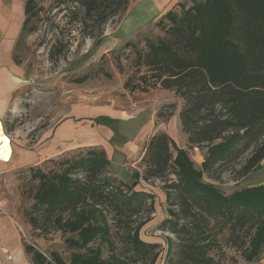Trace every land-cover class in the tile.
Masks as SVG:
<instances>
[{"label":"trees","instance_id":"16d2710c","mask_svg":"<svg viewBox=\"0 0 264 264\" xmlns=\"http://www.w3.org/2000/svg\"><path fill=\"white\" fill-rule=\"evenodd\" d=\"M71 1L80 10L75 21L82 38L94 39L95 31H99V40L102 28L111 19L122 18L130 4V0ZM185 2L177 5L180 14L173 9L155 23L162 35L146 37L143 48L130 43L132 37L124 43L133 48L137 88L160 89L179 98V120L187 145L204 146L207 157L197 169L186 149L178 148L174 155V142L158 131L148 140L141 159L144 171L133 175L131 185L101 177L111 162L100 149L65 161L68 167L62 173H34L32 178L38 179L39 185L33 196V211H40L46 224L69 234L65 243L74 252L66 263L57 254L47 261L31 247H24L25 253L32 254L33 264H122L115 255L103 260L99 248H90L95 241L110 244L106 212H113L118 223L126 214H137L149 197L134 191L139 181L162 179L168 173L176 180L167 187V200L175 192L173 201L183 216L190 215L194 220L200 214L222 217L230 240H240L239 233L248 238L240 241L245 260L251 264L259 260L264 185L225 196L204 182V174L216 165L238 162L239 174H243L260 168L264 160V0H190L188 8ZM24 15L21 35L35 31L30 24L38 15L37 0H26ZM61 48L51 46V60L58 59ZM142 68L145 73L141 74ZM75 171L81 172L83 179L73 177ZM151 207L152 202L149 214L153 213ZM170 215L173 217V212ZM148 221L126 236L135 256L131 264L139 260L155 264L159 257L157 245L138 237ZM30 224L36 228L37 219L31 218ZM170 224L173 230L178 228L177 221ZM191 227L198 230L200 226L194 223ZM187 228L181 226L180 231L189 233ZM208 250L190 242L179 251L174 264H216L207 256Z\"/></svg>","mask_w":264,"mask_h":264},{"label":"rangeland","instance_id":"374dc122","mask_svg":"<svg viewBox=\"0 0 264 264\" xmlns=\"http://www.w3.org/2000/svg\"><path fill=\"white\" fill-rule=\"evenodd\" d=\"M133 1L136 0H130V4ZM184 5L190 7V0ZM37 9L38 15L30 24L35 31L29 34L23 32L14 50V59L25 76L23 83L26 86L17 97L15 114L4 122L3 132L11 141V132L17 131V139L22 137L27 141L28 150L34 153L41 147L39 152H42L44 161L33 168L25 167L0 178V227H4L5 232L11 229L9 235L13 247L11 251L0 247V264H33L32 254L25 253L24 247H31L47 261L52 254H57L66 263L74 252L65 243L69 234L46 224L40 218L41 212L33 211V196L39 185V180L32 178L34 173L41 172L47 176L62 173L68 167L65 161L82 156L91 149H100L111 154L107 153L111 164L101 177L111 179L115 184L123 182L131 185L134 183L133 175L144 171L141 159L148 140L163 124L174 142V155L178 148L186 149L197 169L207 157L204 146L189 148L187 145V135L179 120L182 109L179 98L160 89L137 88L135 56L133 48L125 45L127 40L110 48L105 44V30L115 28L125 14L122 18L111 19L102 28L103 36L99 40V31H95L94 39L82 38L80 25L75 21V14L80 10L71 0H37ZM173 11L180 14L181 9L176 7ZM159 19L129 38L130 43H137L143 48L142 41L146 37L162 35L155 26ZM52 45H57L58 49L62 46L57 60L50 59ZM140 73H145V69H140ZM108 116L125 119L128 123L114 122ZM69 122L79 127L72 141L67 137ZM149 123L153 127L134 142L135 136ZM86 127L92 128L95 134L92 139L84 138ZM51 130H59V136L54 138V134L50 138L48 134ZM109 144L111 147L126 145L122 147V152L111 153ZM240 166V162L216 165L204 174V182L229 196L257 187L255 183L264 179V166L239 174ZM72 176L83 179L79 171ZM175 180L176 177L168 173L162 179L139 181L134 191L149 196L142 210L135 215L126 214L119 223L115 214L107 211L110 244L95 241L90 248H99L103 260L115 255L122 264H131L135 256L126 236L149 219L138 237L145 243L158 246L159 257L155 264H174L179 251L190 242L209 249L207 256L216 264H251L245 260L243 248H240V241L244 238L248 240L245 234L239 233L240 240L235 243L230 240L222 217L207 218L200 214L194 220L192 216L185 217L180 212V206L173 201L175 192H171L172 198L167 200V187ZM151 202L152 212L160 207L161 214L148 213ZM170 212H173V217ZM31 218L37 219L36 228L31 226ZM176 221L178 228L173 230L170 222ZM194 223L200 226L198 230L191 227ZM181 226H187L190 232L180 231ZM258 241L262 254L256 264H261L264 230ZM135 264H144V261L139 260Z\"/></svg>","mask_w":264,"mask_h":264},{"label":"crops","instance_id":"0c3cea01","mask_svg":"<svg viewBox=\"0 0 264 264\" xmlns=\"http://www.w3.org/2000/svg\"><path fill=\"white\" fill-rule=\"evenodd\" d=\"M185 1L186 0H136L135 2H131L124 17L117 24V26L111 30H105V44L109 45L108 48H110L119 42L128 40L137 32L141 31L148 25L153 24L167 12L175 9L179 3H183ZM25 2L26 0H0V123L2 125V129L6 119L15 114V105H17L16 101L18 99L17 97L26 86L23 83L25 81V76L18 66V62L14 59V50L21 36L23 22L25 19ZM110 119L114 120V122L118 121L128 123V121H124L125 119L119 117H110ZM150 124L151 123L148 124V127L145 128V130L139 132L135 136L133 140L134 142L140 140L143 135L153 127V125ZM77 126L78 125H75V123L72 125V122L67 123V137L69 141L75 139L76 129L79 128H77ZM164 126V124L159 126L155 133L163 131L169 135V132L164 130ZM91 129V127L85 128V139H89V137L92 139L93 135L95 136ZM155 133H153L152 136ZM54 134L56 135L54 136ZM11 135L14 137L10 136V146L12 149L11 159L9 162L0 161V178L25 167L33 168L34 166L40 165L44 161L43 155H41L42 152H39L42 151V149H40L41 147L36 149V152L34 153L28 150L26 145L27 141L22 140V137L19 138L20 140L17 139V136H19L17 131L11 132ZM57 135L59 136V130H51L48 134L50 138H53V136L55 138ZM109 146L111 147L110 144ZM122 147L112 145L111 153L116 151L122 152ZM104 151L106 155L109 153L106 150ZM263 166L264 160L260 163V167ZM255 185H264V179L259 180L255 183ZM161 210L162 208L158 207L152 214H161ZM4 229V227H0V247L11 251L13 249L11 236L9 235V231L11 229H8L7 232H5ZM148 244L152 243L148 242ZM19 250L21 252L20 248ZM260 261L261 264H264V257Z\"/></svg>","mask_w":264,"mask_h":264},{"label":"bare ground","instance_id":"6f19581e","mask_svg":"<svg viewBox=\"0 0 264 264\" xmlns=\"http://www.w3.org/2000/svg\"><path fill=\"white\" fill-rule=\"evenodd\" d=\"M12 155V149L10 146V140L5 135L0 123V161L9 162Z\"/></svg>","mask_w":264,"mask_h":264}]
</instances>
